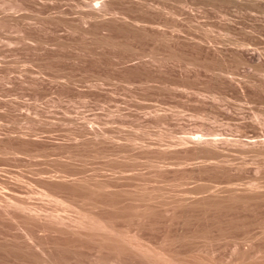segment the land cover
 Here are the masks:
<instances>
[{
  "label": "rangeland",
  "instance_id": "rangeland-1",
  "mask_svg": "<svg viewBox=\"0 0 264 264\" xmlns=\"http://www.w3.org/2000/svg\"><path fill=\"white\" fill-rule=\"evenodd\" d=\"M185 1L0 0V264H264V2Z\"/></svg>",
  "mask_w": 264,
  "mask_h": 264
},
{
  "label": "bare ground",
  "instance_id": "bare-ground-1",
  "mask_svg": "<svg viewBox=\"0 0 264 264\" xmlns=\"http://www.w3.org/2000/svg\"><path fill=\"white\" fill-rule=\"evenodd\" d=\"M183 1H185V0H183ZM186 1H187V0H186ZM186 1H185V2H186ZM189 1H190V0H189ZM195 1H196V0H195ZM195 1H194V2H195ZM202 1H204V0H202ZM208 1H209V0H208ZM208 1H207V2H208ZM219 1L222 3V0H219ZM219 1H218V2H219ZM225 1H227V0H225ZM225 1H224V2H225ZM232 1H233V2H232ZM241 1H242V0H241ZM241 1H240V0H230V2H231V3H234V4H235V3H236V4H237V3H243V2H241ZM244 1H245V0H244ZM192 2H193V1H192ZM192 2H191V3H192ZM204 2H206V1H204ZM216 2H217V0H216ZM224 2H223V3H224ZM227 2H228V1H227ZM227 2H226V3H227ZM230 2H228V3H230ZM245 2H246V1H245ZM263 2H264L263 0H247L246 3H249V5L252 4V5L257 6V7L259 8L260 6H262V3H263ZM183 3H184V2H183ZM188 3L190 4V2H187L186 4H188ZM199 3L201 4V1H200ZM211 3H213V4H211V5H214V4H215L212 0H211ZM223 3H222L221 5H223ZM189 4H188L187 6H189ZM192 4H193V3H192ZM202 4H203V2H202ZM202 4H201V5H202ZM205 4H206V3H205ZM244 4H245V3H244ZM182 5H184V4H182ZM195 5H196V4H194V6H195ZM206 5H207V4H206ZM208 5H210V4H208ZM211 5H210L209 7H211ZM216 5H217V4H216ZM218 5H219V4H218ZM218 5H217V7H218ZM224 5H225V4H224ZM226 5H227V4H226ZM228 5H229V4H228ZM237 5H242V4H237ZM245 5H246V4H245ZM252 5H251V6H252ZM259 5H260V6H259ZM263 5H264V3H263ZM194 6H193V8H194ZM196 6H198V3H197ZM232 6H233V4H232ZM247 6H248V4H247L245 7L248 8V9H250V6H249V7H247ZM254 6H252V7H254ZM190 7H191V6H190ZM220 7H221V6H220ZM226 7H227V6H226ZM239 7H240V6H238V8H239ZM242 7H243V6H242ZM242 7H240V9H241ZM245 7H243V8H245ZM257 7H256V8H257ZM196 8H197V7H196ZM202 8H203V7H202ZM204 8H205V7H204ZM204 8H203V9H204ZM212 8H215V6H213ZM221 8H222V7H221ZM229 8H230V6H229ZM229 8H228V9H229ZM243 8H242L241 10H243ZM262 8H263V6H262ZM183 9H184V8H183ZM191 9H192V8H191ZM200 9H201V7H200ZM203 9H201V10H203ZM223 9H224V8H223ZM223 9H221V10H223ZM226 9H227V8H226ZM251 9H252V8H251ZM260 9H261V8H260ZM187 10L190 11L189 8H188ZM221 10L218 9V11H221ZM224 10H225V9H224ZM236 10H239V9H236ZM236 10H235V11H236ZM195 11H198V10L196 9ZM195 11H194V14L196 13ZM207 11H209V10H207ZM207 11L205 10L204 13L206 12V14H208ZM226 11H227V10H226ZM228 11H229V10H228ZM228 11H227V12H228ZM230 11H232V10H230ZM235 11H234V12H235ZM246 11H248V10H246ZM258 11H259V10H258ZM262 11H264V10H262ZM184 12H185V11H184ZM199 12H201V11H199ZM211 12H214V11H211ZM221 12H222V11H221ZM234 12H233V13H234ZM236 12H237V11H236ZM236 12H235V13H236ZM243 12H244V10H243ZM254 12H255V11H254ZM256 12H257V11H256ZM190 13H191V12H190ZM214 13H216V12H214ZM224 13H225V12H224ZM224 13H222V14H224ZM235 13H234V14H235ZM240 13H241V12H240ZM263 13H264V12H263ZM197 14H198V13H197ZM230 14H231V12H230ZM242 14H243V13H242ZM244 14L246 15L245 12H244ZM247 14H248V13H247ZM249 14H251V13H249ZM187 15L191 17V15H189L188 13H187ZM219 15H220V14H219ZM237 15H239V14H237ZM256 15H257V14H256ZM194 16L196 17V15H194ZM194 16H193V17H194ZM220 16H221V15H220ZM223 16H224V15H223ZM228 16H229V15H228ZM232 16H234V15H232ZM235 16H236V15H235ZM235 16H234V17H235ZM243 16H244V15H243ZM247 16H248V15H247ZM253 16H255V15L253 14ZM253 16H252V17H253ZM257 16H258V15H257ZM204 17H205V16H204ZM226 17H227V16H226ZM248 17H249V16H248ZM220 18H221V17H220ZM229 18H230V17H229ZM229 18H228V19H229ZM221 19H223V18H221ZM228 19H227V20H228ZM223 20H225V19H223ZM231 20H232V19H231ZM229 21H230V20H229ZM251 30H252V29H251ZM237 43H238V42H237ZM243 43H244V42H243ZM241 44H242V42H241ZM245 44H246V43H245ZM245 44H244V45H245ZM236 45H237V44H236ZM246 45H247V44H246ZM241 46H243V45H241ZM244 47H245V46H244ZM244 47H243V48L240 47V48L244 49ZM252 58H254V55L252 56Z\"/></svg>",
  "mask_w": 264,
  "mask_h": 264
}]
</instances>
